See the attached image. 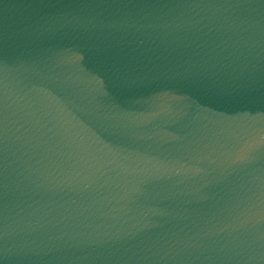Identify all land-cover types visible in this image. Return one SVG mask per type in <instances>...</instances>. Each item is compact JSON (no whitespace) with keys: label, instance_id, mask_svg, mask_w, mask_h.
<instances>
[{"label":"water","instance_id":"1","mask_svg":"<svg viewBox=\"0 0 264 264\" xmlns=\"http://www.w3.org/2000/svg\"><path fill=\"white\" fill-rule=\"evenodd\" d=\"M0 264H264V0H0Z\"/></svg>","mask_w":264,"mask_h":264}]
</instances>
